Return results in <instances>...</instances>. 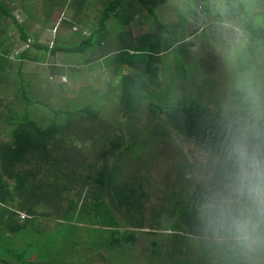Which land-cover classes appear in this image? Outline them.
I'll use <instances>...</instances> for the list:
<instances>
[{
	"label": "trees",
	"instance_id": "16d2710c",
	"mask_svg": "<svg viewBox=\"0 0 264 264\" xmlns=\"http://www.w3.org/2000/svg\"><path fill=\"white\" fill-rule=\"evenodd\" d=\"M166 1H88L86 14L101 5L97 20L83 22H89V34L82 33L83 38L76 44L55 41L49 47L37 40L31 42L23 24L6 1L0 0V84L5 82L4 72L11 64L10 24L18 29L24 42L30 41L29 45L42 52L84 53L96 46L86 62L97 59L99 53L103 57L98 63L102 70L111 69L117 74L120 70L114 86L105 81L118 90L119 121L92 128L91 137L88 129L81 134L70 129L76 116L85 118L82 115L91 111L90 104L57 110L64 115L61 121H38L34 113L40 102L36 99L38 92L24 82L18 83L16 89L19 108L7 105L5 112L0 103V131L5 123L8 137L0 138V264H88L87 259L93 261L95 257L103 264H234L229 254L205 237L197 209L207 189L221 181L225 147L239 127L256 123L261 137L253 143H259L264 150V64L258 65L254 54L256 46L264 44V11L259 22L251 18L247 8L254 0H222L227 12L219 24L210 26L208 37L214 45H224L222 57L229 60L232 27L238 28L246 39L243 55H249L246 71L250 74L244 83L241 76H234L231 66L223 65L222 58L208 55V67L217 70L226 82L225 94L219 86V97L212 98L187 86L182 78L186 70L180 61L191 57L188 47L194 43L186 38L212 19L198 6L188 22L193 33L185 37L183 31L184 38L180 37L176 32L182 26L176 21L174 28L168 26L154 11ZM143 8L149 15L144 17L146 29L132 36L136 15ZM112 18L117 26L111 29ZM192 23L201 26L192 28ZM224 30L228 34H222ZM116 36L118 43L114 42ZM175 45H182L178 56L167 59ZM19 57H27L26 50ZM109 57L114 62L111 68L107 64ZM97 112H92L90 118L95 119ZM144 112L149 115L146 118L157 122L141 123L146 125L147 133H157L160 143L171 132L182 146L173 151V155L181 157L180 163L167 173L175 175L171 195L161 191L159 201L149 204L150 180L143 173L129 171L122 163L134 144V139H126L128 131L122 123ZM85 135L90 139H82ZM185 144L204 153L205 169L189 160L192 149L183 151ZM156 157L154 151L142 154L136 161L152 174ZM40 217L53 219L55 225L40 226ZM140 231L155 234L148 238L146 250L138 248ZM165 232L168 233L162 234Z\"/></svg>",
	"mask_w": 264,
	"mask_h": 264
},
{
	"label": "rangeland",
	"instance_id": "374dc122",
	"mask_svg": "<svg viewBox=\"0 0 264 264\" xmlns=\"http://www.w3.org/2000/svg\"><path fill=\"white\" fill-rule=\"evenodd\" d=\"M5 1L16 19L23 24L25 30L29 33L30 41L33 42L37 40L38 43L46 44L49 47L55 43V41L64 44L78 43L83 38L82 33L87 35L89 34L88 31H90L89 22L87 25L83 24V22H86L87 19L97 20L99 15L98 10L101 6L98 4L99 9L92 10L89 12L90 14H86L85 8H88V1L91 0ZM95 4H97V1ZM198 6H202L205 11L204 14L208 15V17H206L212 20L210 22L206 21L202 26L200 23H192V28H200L201 26L198 31L193 33L192 30L188 29L190 25L188 22L192 19ZM247 8L252 13V19L258 20L259 22L262 21L264 2L260 0H254V2L250 1L247 4ZM154 11L168 26L172 25L175 21L180 24L182 29L176 32L180 37L184 38V36L187 37L193 33V35L186 38L187 41L191 40L194 43L193 46L188 47L191 57L180 59L184 67L183 69L186 70L185 77L182 78L185 79L184 82L188 87H193L198 91V94L203 96L207 95L212 98L219 97L220 92L218 89L221 90L223 85H226V82L217 70L214 71L208 67L210 65L208 55L215 56L218 59L222 58L224 62L223 65L231 66L234 70V76H241L243 79L242 82L247 83L249 77H247L248 72L246 71L248 64L246 58L249 57V55H243L246 53V51H243V49L245 50L244 45L246 42L243 33L238 28L232 27V46L229 47V52H231L229 57H231V59L229 60L227 58L225 60L222 57L225 48L224 45L219 43L214 45V42H211V39L208 37L210 26L213 23L216 24V22L219 24L222 20L221 18L225 12H227L222 0H168L165 3L157 5ZM139 14L136 15V25L132 31V34L135 35L145 31L147 24L144 17H149L144 8ZM217 14H221V16ZM109 22L111 29L117 26L116 19L112 18ZM225 22L228 23V21ZM114 24L116 25L113 26ZM10 25L11 30L9 31L8 42L11 51V58L9 57L11 64L4 72L6 73L5 82L0 84V103L3 105L5 112L7 111V105L13 106L14 108L20 107L16 98V89L18 83L24 82L27 83L29 89L33 88L38 92L36 99L40 102L34 112L38 121H43L45 119L50 120L51 118L60 121L64 120V115L57 113V110L70 108L73 110L85 104L92 105L91 111L93 113L94 111H98L97 115L95 119H91L92 112L90 111L83 115L81 114L85 118H79L77 116L74 119L72 118L71 124L73 126H71L70 129L74 134H81L82 130L85 131L88 129V135L90 136L93 134L92 128L95 129L97 126L103 128L111 121H119V116L117 115V109L120 108L117 97L118 90L114 91L112 86L117 83L120 70L118 74L111 69L102 70V66L98 64L100 61L97 62L96 59L88 61L87 63L86 61L91 58L93 55L92 52L96 46H93L92 50L88 49L84 53L65 54L63 52H58L55 55H51L47 51L42 52L34 46L29 45L30 41L24 42L20 38L18 29L14 25ZM170 27H173V25ZM184 27L186 28L184 29ZM212 28L214 30V27ZM226 33L228 34V32L224 30L222 34ZM181 46H173L169 51L170 53H167L169 57L166 58L169 59L172 57L176 59L175 56H178ZM23 50H26L27 57L20 59L19 54ZM254 54L256 55L255 58L258 65L264 64V44L260 46L257 45ZM41 55L44 56L43 60L40 59V57H42ZM108 59L107 64L111 68L114 66V62L112 58ZM109 71H112V73L109 74ZM228 72L229 68L227 67V73ZM106 80H109L112 86L106 84ZM226 81L228 83V77H226ZM219 86L221 88H219ZM223 90L224 87L221 91L222 94H225ZM146 117H149L147 112H144L143 116L135 113L127 120L122 117L124 119L122 124H124V128L128 131V135L126 133L127 131L125 132L126 139H134V144L130 153L127 155L128 158H123V160H121L129 171L143 173V175L145 174L150 180V189L152 190H150L151 195L148 197L149 204L152 201L156 203L159 201V197L163 196L161 191L168 193L166 195H171L173 190L172 183L176 182L174 180L175 175L174 173L169 175L167 173L171 171L173 165L177 164L178 161L180 163L181 157L178 153L173 155V151H175V149H182V146L179 138L171 132H168L163 138L164 142L160 141L159 143V135L155 133L156 136H153L154 133L153 135L151 132L147 133L146 125L141 124L144 120H150ZM110 118H112V120ZM150 121L154 124L157 123L152 118ZM159 121L161 123V120ZM45 123L42 122V124ZM5 126L7 125L4 123L3 131H0L1 139L8 138L5 134ZM163 127L164 130L170 131L169 129H165V125H163ZM89 136L86 137L85 135L82 139H90L91 136ZM151 137L154 139L153 141L150 140ZM156 146L158 147L157 150H155ZM193 147L192 144H185L183 146V151L187 152L188 149H192V153L188 155L189 160L195 161V164L199 168L205 169L206 156L203 152ZM154 151L157 157L155 158V164L153 163L151 174L147 171L148 169L146 170V168L141 167V161L136 160L141 159L142 154L153 153ZM167 190H169V192H167ZM38 222L40 226L47 228L53 227L56 221L50 218L45 219L40 217ZM143 233L141 231L138 233V248L144 247L146 250L145 245H148V238H152L155 234L151 232H146L147 234ZM167 233L168 232L162 234L166 235ZM157 236L161 237L159 235ZM198 246L200 247L201 244H198ZM196 251L197 253L200 252L199 250ZM199 255L201 256L200 253ZM87 260L89 261L88 264H103L102 260L98 257H95L93 261H91V259Z\"/></svg>",
	"mask_w": 264,
	"mask_h": 264
},
{
	"label": "clouds",
	"instance_id": "9594fccd",
	"mask_svg": "<svg viewBox=\"0 0 264 264\" xmlns=\"http://www.w3.org/2000/svg\"><path fill=\"white\" fill-rule=\"evenodd\" d=\"M256 123L237 129L225 147L221 181L207 189L197 219L206 238L234 264H264V150Z\"/></svg>",
	"mask_w": 264,
	"mask_h": 264
},
{
	"label": "crops",
	"instance_id": "0c3cea01",
	"mask_svg": "<svg viewBox=\"0 0 264 264\" xmlns=\"http://www.w3.org/2000/svg\"><path fill=\"white\" fill-rule=\"evenodd\" d=\"M132 31H133V30H132ZM88 32H90V31H88ZM133 35H135V34H132V36H133ZM117 40H118V37L116 36L115 39H114V42L116 43ZM117 43H118V42H117ZM96 57H97L96 61H97V60L101 61V59L103 58V57L99 56V53H97V56H96Z\"/></svg>",
	"mask_w": 264,
	"mask_h": 264
}]
</instances>
